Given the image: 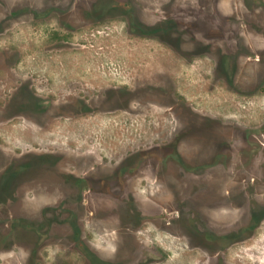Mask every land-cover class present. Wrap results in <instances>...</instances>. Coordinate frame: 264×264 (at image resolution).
I'll list each match as a JSON object with an SVG mask.
<instances>
[{
	"label": "flooded vegetation",
	"instance_id": "af4514ba",
	"mask_svg": "<svg viewBox=\"0 0 264 264\" xmlns=\"http://www.w3.org/2000/svg\"><path fill=\"white\" fill-rule=\"evenodd\" d=\"M0 2L8 10L5 19H0L6 31L19 24L25 32L40 30L53 40L50 45L8 46L0 51L4 60L0 59V125L22 136L18 146L21 151L16 154L0 141V212L12 207L11 198L28 193L54 198L55 203L45 205L48 213L96 211L103 204H112L115 209L125 206L131 211L144 210L156 225L196 233L195 238H189L186 231L179 230L185 237L168 245L179 252L175 264H227L231 258L236 260L234 251L238 247L254 240L260 249L249 247L247 255L264 264V238H257L264 230V116L250 127L229 119L226 127L233 134L229 145L210 156L191 157L186 152L188 118L203 123H216L222 118L189 103L182 91L187 80L183 68L155 66L145 59L93 61L103 59L100 56L104 52L93 55L92 47L68 44L73 35L101 23L113 9L129 13L136 36H171L177 33L174 21L165 19L155 26L144 23L140 17L145 11L142 0H20L21 6L16 9L11 8V0ZM207 21L198 17L200 29L192 31L191 36L225 38L229 42L230 33L235 34L217 25L204 29ZM179 34L183 43L187 36ZM232 41L236 43L235 38ZM243 42L247 48V41ZM180 45L166 43L165 49L170 54H183ZM212 47L201 48L207 51ZM217 49L232 60L225 81L230 85L231 79L234 85L235 62L230 57L234 51L224 46ZM133 54L138 60L140 55ZM215 66L219 79L218 75L224 73L219 63ZM138 117L144 118L146 125L134 126ZM11 120L19 126H11ZM123 120L124 125H120ZM108 123L116 124L118 134L138 135L132 151L107 158L103 152L106 149H92L93 139L87 134L105 133ZM62 131L71 132L72 137L65 138L60 135ZM237 132L244 135L241 142L237 141ZM39 163L51 167L54 174L25 175L27 165ZM190 182L196 186L188 188ZM213 185L216 189H209ZM57 225L54 217L30 225L22 220L0 222V261L11 262L16 255L7 252L12 244H19L31 251L21 264L33 259L45 262L46 256L38 252L53 240L49 230ZM79 233L76 226L71 230L73 237L54 240L87 250V264L117 261L109 255L107 243L98 247ZM15 235L20 236L18 243ZM29 235L36 238L28 240L34 238ZM154 240L134 239L132 258L120 264H166L167 256L154 248Z\"/></svg>",
	"mask_w": 264,
	"mask_h": 264
},
{
	"label": "rangeland",
	"instance_id": "374dc122",
	"mask_svg": "<svg viewBox=\"0 0 264 264\" xmlns=\"http://www.w3.org/2000/svg\"><path fill=\"white\" fill-rule=\"evenodd\" d=\"M11 1L12 9L21 6L20 0ZM134 2L139 4L138 1ZM142 4L145 6V11H141L140 17L144 23L155 26L168 19L174 21L173 29L177 33H173L171 36L160 33L155 34L154 37L136 36L135 28L132 25L133 19L129 17V13L113 9L106 14V19L101 23H93L89 30L73 35L74 37L70 39L71 42L68 44L92 47L93 55L96 52H104L103 56H100L104 60L93 58V61L115 63L131 60L140 62L145 59L155 66L166 65L172 70L183 68L185 72L183 77L187 80L184 81L185 86L182 85V91L187 95L189 103L197 110H206L217 114L223 121L203 123L188 118L186 128L189 129V134L186 152L189 156L196 158L198 155L208 156L218 149L226 148L233 138V134L226 127L229 119H235V121L241 122V125L250 127L258 121L259 117L264 116V0H142ZM7 13V6L4 7L0 2V19L3 17L5 19ZM199 15L208 20L204 29L210 25H217L225 30L234 31L235 34L230 33L229 42L225 38L206 39L204 37L205 39H201V37H192V31L200 29L198 24L201 23L198 22V17L201 16ZM2 20H0V51L8 46L17 48L25 45H50L53 42L49 37L50 35L45 34V32L33 29L25 32L19 24L6 31V26ZM179 33H185L187 36L182 39L184 40L183 43L180 42ZM233 38L236 39V43H233ZM245 40L247 41V48L244 46L246 45L243 42ZM166 43L173 46L181 44L180 46L184 47L183 54H170V51L165 49ZM202 46L213 47L205 51L206 49L201 48ZM218 46H224V49L234 51V53H230V57L233 56L235 62L234 85L231 79L230 85L225 81V78L228 79V68L232 67L229 62L232 60L229 61L228 53L218 52ZM133 53L140 55L138 60H136V54ZM95 55L98 56V54ZM216 63H219L220 71L224 73V76L218 75L219 79L213 70ZM155 68L152 67L153 70H157ZM134 119V126L146 125L144 118ZM14 121H9L11 126H19ZM119 124L124 125V120L123 122L119 121ZM112 125L110 126L108 123L105 133H92L90 136L87 134V137L93 139L92 149H99L100 147L106 149L103 152L107 158L120 157L132 151L137 143V134L129 132L118 134L116 133L118 127L114 126L115 123ZM121 128L124 129L125 127ZM62 133L60 135L65 138L72 137L71 132L69 134L62 131ZM83 136L86 137V134ZM243 136L237 132V141L241 142L240 139ZM21 138L22 136L18 132L11 134L7 132L5 125H0V141L10 145L15 154L21 151L18 148ZM24 173L26 176L37 177L53 175L54 170L43 163H39L38 165H27ZM191 184L196 186L194 182H190L188 188ZM209 189H216V187L213 185ZM11 200L12 207L0 212V222L2 223L22 220L30 225L51 220L52 217L59 222V225L49 230L53 240L49 241V244L38 252L46 256V261L35 262L33 259L29 264H87L88 258L85 255L87 250L80 251L76 247H70L68 243L54 240L62 241L73 237L71 230L73 231L76 226L80 228L81 237L87 240L91 239L98 247L104 243L108 244L109 255L113 259H117L110 264H120L124 259L132 258L134 248L132 241L138 237L141 239L154 238V248L161 255L167 256L166 264H175L177 263L175 257L179 252L169 249L170 246L168 245L179 237H185V235L181 236L178 233L182 229H169L160 224L156 225L149 220L147 214L143 213L144 210L134 209L133 212L129 208L127 210L125 206L122 209H115L110 207L112 204H103L104 207L96 208L98 209L96 211L80 213H53V211H49L48 213L45 205L47 202H54V198L48 199L35 196L34 193H28L27 196L11 198ZM105 205H109V208H106ZM185 231L189 238H195V232ZM14 237L18 243L20 236L15 235ZM29 237L34 238H28V240L36 238L35 235H29ZM76 237H80V235H76ZM257 238H264V230L260 231ZM249 247L253 251L257 248L260 249L256 240L246 245L243 244L234 251L236 260L233 258L232 261L231 258V262H227V264L234 262L236 264H247V262L260 264V262L254 261V255H247ZM7 253L18 256H13L11 262L0 261L1 264H21L20 260L29 258L28 255L31 251L22 248L19 244H12L11 250ZM161 258L164 260L165 257ZM195 262L191 261L187 264H195ZM152 264L154 263L152 262Z\"/></svg>",
	"mask_w": 264,
	"mask_h": 264
}]
</instances>
